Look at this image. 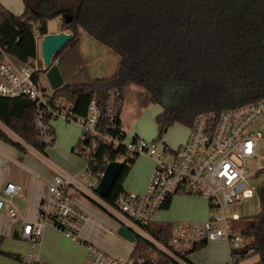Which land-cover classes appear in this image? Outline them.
Listing matches in <instances>:
<instances>
[{"label":"trees","instance_id":"1","mask_svg":"<svg viewBox=\"0 0 264 264\" xmlns=\"http://www.w3.org/2000/svg\"><path fill=\"white\" fill-rule=\"evenodd\" d=\"M22 4L19 15L0 5V39L7 53L21 64L37 58V37L50 32L49 20L59 18V30L69 31L72 38L52 58L53 64L62 55L55 65L63 78L53 96L68 97L79 116H86L95 98L101 125L122 127L123 90L130 85L144 89L150 103L161 109L154 118L156 141L174 124L190 129L202 114L218 116L264 97V0H22ZM65 14L71 15L70 23L64 22ZM81 30L118 56L110 76L89 75L77 48ZM34 112L27 97H0V124L45 154L49 146L35 130ZM0 140L26 151L1 129ZM120 157L123 166L110 193L104 198L95 193L110 208L124 192L123 182L136 157H126L122 147L102 145L89 162L93 176L100 178L106 165ZM257 195L258 215L234 223L235 231L247 240L233 252L235 263L251 254L257 256L253 264H264V182ZM149 233L162 245L171 236L169 225ZM2 242L0 236V248ZM134 243L131 259L143 258L142 264L170 262L142 237L135 235ZM152 256L158 261L152 262Z\"/></svg>","mask_w":264,"mask_h":264},{"label":"built area","instance_id":"2","mask_svg":"<svg viewBox=\"0 0 264 264\" xmlns=\"http://www.w3.org/2000/svg\"><path fill=\"white\" fill-rule=\"evenodd\" d=\"M42 69L45 68H39L37 58L21 64L10 57L0 39V97L24 96L33 102L34 127L40 141L47 146L54 138L52 121L76 124L80 128L81 144L75 153L81 156L85 165L73 175H53L35 221L23 218L12 203L21 193V186L13 182L4 184L0 190V210L5 209L12 225L22 224L21 239L33 248H39L42 230L47 226L65 238L76 239L87 214L76 205L73 192L87 188L95 195L94 188L100 178L93 176L90 159L102 145L113 149L122 147L126 157L141 155L153 162L144 191L141 194L120 193L112 208L133 226L134 234L152 243L163 256L178 264H182V259L198 246L224 240L229 247L230 264H233L236 257L232 249L239 248L245 239L233 228V223L239 219L237 214L227 218L224 210L232 206L236 211L241 200L253 195L255 188L247 189L246 184L261 168L253 171L249 163L256 157V139L263 138V132L260 134L251 129L260 119L264 120V97L224 110L218 116L212 113L200 115L189 129L185 143L171 149L162 141L146 142L139 137L126 140L123 127L117 130L112 124L101 125L95 98L89 102L86 116L75 114L68 97H54L53 91L46 94L41 88L39 71ZM179 194L206 199L210 215L204 221L177 222L167 245L159 244L149 234L152 218L170 198ZM85 248L92 264L144 263L143 258L114 257L91 245H85ZM157 261L158 257L152 256V262ZM26 264L40 262L29 253Z\"/></svg>","mask_w":264,"mask_h":264},{"label":"crops","instance_id":"3","mask_svg":"<svg viewBox=\"0 0 264 264\" xmlns=\"http://www.w3.org/2000/svg\"><path fill=\"white\" fill-rule=\"evenodd\" d=\"M0 5L14 15H19L23 11V7L13 0H0ZM49 31V33L60 32V30ZM65 32L69 31L66 30ZM130 87L139 86L130 85L125 89ZM132 89L133 91L135 89V91H142L138 88ZM134 103H136V100L130 103L123 93L120 121L126 134L130 133L132 130L130 122H133L134 120L130 119L129 115H135ZM78 160L73 163V174L74 172L76 174L82 169V162L81 160ZM14 164L22 165L14 158L13 154L11 156L10 152L6 150L3 143L0 141V190L7 182L16 183L21 186L22 189L24 188V194L21 192L16 197L18 199L17 204L13 205L17 208L23 218L35 221L38 218L40 205L46 197L47 185L51 181L53 175L57 173L71 175V173H67L60 168L52 167V172H50L45 181L36 179L37 181L35 183H31L30 179H27L20 173L14 171ZM134 165H136L135 167L138 171L137 174L140 175L137 177V180L134 181H126L125 178L123 184H126V189L136 193L144 189V185L151 173L153 162L151 160L146 166L143 165V171L141 170L142 164L140 162L135 161L131 168H133ZM126 189H124V191H127ZM73 195L75 196L76 205L87 214V220L82 224L76 239L65 238L53 227L47 226L42 230L39 248H33L27 241L21 239L20 233L22 230V224L17 223L12 225L8 220L5 209L0 210V236L3 238L0 248L2 252L0 253V264H26V256L29 253H33L38 258L40 264H92L87 257L85 245H91L110 256L129 258L135 247V243L128 242L120 237L117 234V230L120 226H125L134 233L133 226L115 210L105 205L102 201L97 200L98 197L96 194H92L91 190L83 188L79 192H73ZM187 196L188 195L185 194L175 195L166 202V207L164 205L161 209L155 212L149 232L157 230L162 226L169 225L172 234L173 226L177 222L166 224V221L169 220L168 218L170 217L174 220H190L194 218L206 220L210 215L209 205L207 204V206V202L201 197L194 199L199 201V207L194 210L192 208L188 210L192 214L186 213V216L181 214L185 213L184 210H186L184 208V203L193 200ZM20 200H23V202L21 203ZM100 206L105 211L102 210ZM180 215L183 217H180ZM150 236L154 241L158 242L152 235ZM158 243L161 244L160 242ZM232 251L234 252L235 249H232ZM7 254L18 256L19 260L7 256ZM256 261L257 259L254 263ZM230 262L231 257L229 247L224 240H215L208 242L203 246L201 245L182 259V264H230ZM242 263L243 261L239 263H235L234 261L233 264ZM166 264L178 263L170 261Z\"/></svg>","mask_w":264,"mask_h":264},{"label":"rangeland","instance_id":"4","mask_svg":"<svg viewBox=\"0 0 264 264\" xmlns=\"http://www.w3.org/2000/svg\"><path fill=\"white\" fill-rule=\"evenodd\" d=\"M13 1L19 3V5L23 7L22 0H13ZM47 26L49 30H54V31L59 30L61 26V21L59 18L51 19L48 21ZM41 38L42 36H38L36 42L39 68H43L40 58V51H39V42ZM78 38L79 40H78L77 48L79 53H81L82 55V58L85 62L89 75L93 78H103L110 76L116 68L118 62V56L114 52L109 50L106 46L97 42L82 30L79 32ZM60 56L58 57L56 62L59 60ZM53 64L56 63L53 62ZM44 70L46 69H42L39 71V83L41 88H43L44 91L46 92V94H50L53 90L49 86L48 80L46 78V71L44 72ZM132 88H138L139 90L142 91H138V90L135 91L136 89L133 91ZM123 93L128 99V101H130V103L136 100V103H134L135 115L134 116L129 115L130 119L134 120L133 122H130L132 130L130 133L127 134L126 140L132 138L134 135H137L146 142L155 140L157 137V127L155 125L154 118L158 113L161 112L160 107L148 101V94L142 88L130 87L128 89H124ZM263 125H264V120L260 119L252 127L251 130L253 132H259L260 134H262ZM51 126L54 130L55 140L53 141V144H51L49 147L45 149V154H40L32 150L31 147H29L26 143L20 140L15 134H13L11 131H9L0 124V129L3 131V133L6 134L9 140L19 143L21 146H23L26 149L25 153H22L18 151L16 147L10 145L7 142L0 140L3 143L4 147L6 148V150L10 152L11 156L13 154L14 158L19 163L22 164V165L14 164V171L16 173H20L25 178L30 179L31 183L32 182L35 183L37 181L36 179L45 181V179L50 174V172H52V167L60 168L63 171H66L67 173H71L72 175L73 163L75 161H77L78 159L81 160L82 162L81 168H83V166L85 165V161L81 158V156L75 153V149L80 147L81 144L80 128L76 124L66 125L61 120L52 121ZM188 131L189 129L187 127L182 126L180 124H174L170 126L167 129V131L162 135L161 141L165 143L169 148L175 149L185 142L186 137L188 135ZM72 149H74L73 152ZM118 161L123 162L124 159H120ZM135 161L140 162L142 164L141 170L143 171V165L146 166L148 163H150L151 160L149 157L139 155ZM135 166L136 165H134L133 168H131V170L129 171L128 176L126 177V181L137 180V177L140 174H137L138 171ZM249 166L252 168L253 171L257 167L261 168L257 172L256 177L250 179L246 184L247 189H249L250 187L255 188L253 195L246 200H241L236 205V211H233L232 206H228L224 210L227 218H231V215L235 213L240 218L241 222L246 221L249 218L258 215V213L260 212L257 188L259 185H261L264 182V141L262 136L261 138L256 139V157L252 160V162L249 163ZM146 184L147 181L144 185V189L146 187ZM123 187L124 189H126V184L125 185L123 184ZM144 189L140 192H136V194H141L144 191ZM126 190H127L126 192H133L129 189ZM24 191L25 190L23 188L21 190L22 194H24ZM187 197H190L193 200L189 199L190 202L184 203V208L186 210H184L185 213H181L183 214V216H186V213L192 214L188 210L190 208L194 210L195 208H198L200 204L199 201L194 200L200 198L199 196L188 195ZM17 201H18L17 198L14 199L13 204L14 205L17 204ZM204 201L207 202L206 199H204ZM20 202L22 203L23 200H20ZM207 204L208 202L206 203V205ZM183 216L180 215V217ZM168 219L169 220L166 221V224H172L175 222L204 221V219H198V218H194L190 220L188 219L174 220L170 217ZM234 223H233V227H234ZM246 243L247 240L245 239L244 244L246 245ZM256 259H257L256 255L250 254L247 259L243 260L242 264H253Z\"/></svg>","mask_w":264,"mask_h":264},{"label":"water","instance_id":"5","mask_svg":"<svg viewBox=\"0 0 264 264\" xmlns=\"http://www.w3.org/2000/svg\"><path fill=\"white\" fill-rule=\"evenodd\" d=\"M63 19L65 23H70L72 20L70 14H65ZM71 38L72 34L70 32L60 31L42 36L39 42L41 62L46 69V78L52 90L58 89L63 85V78L58 67L52 64V58L64 43ZM122 166L123 163L119 161L109 162L101 174L98 184L94 188V193L102 198L106 197L115 184ZM117 234L128 242L132 243L135 241V234L125 226H120L117 230Z\"/></svg>","mask_w":264,"mask_h":264},{"label":"bare ground","instance_id":"6","mask_svg":"<svg viewBox=\"0 0 264 264\" xmlns=\"http://www.w3.org/2000/svg\"><path fill=\"white\" fill-rule=\"evenodd\" d=\"M153 226V225H152Z\"/></svg>","mask_w":264,"mask_h":264}]
</instances>
